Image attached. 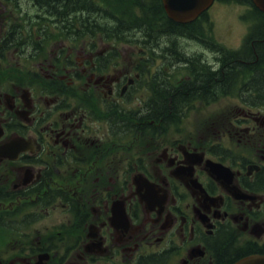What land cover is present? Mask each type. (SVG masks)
Wrapping results in <instances>:
<instances>
[{
	"label": "flooded vegetation",
	"instance_id": "obj_1",
	"mask_svg": "<svg viewBox=\"0 0 264 264\" xmlns=\"http://www.w3.org/2000/svg\"><path fill=\"white\" fill-rule=\"evenodd\" d=\"M182 28L177 41L202 51L162 47L180 78L155 85L148 50L123 65L113 45L84 42L70 0H0V264L264 255V64L239 60L260 69L239 81L256 95L235 99L216 150L177 125L184 98L215 104V73L229 86L231 61L209 46L208 19Z\"/></svg>",
	"mask_w": 264,
	"mask_h": 264
},
{
	"label": "rangeland",
	"instance_id": "obj_2",
	"mask_svg": "<svg viewBox=\"0 0 264 264\" xmlns=\"http://www.w3.org/2000/svg\"><path fill=\"white\" fill-rule=\"evenodd\" d=\"M103 4V6L107 5H114L112 3H116L117 0H97ZM124 4H129V2ZM126 6V5H123ZM251 8L240 5V4H227L222 2H217L215 7L208 13L209 20L213 25V34L215 39L224 45L226 48L231 49H238L245 39L246 33L249 30L250 24L243 16L250 13ZM160 34H157V37ZM161 35L158 37L159 44L170 43L171 46L175 47V38ZM167 37V38H166ZM131 42H113L116 44L119 52V58L121 64L126 63V59L131 54H140L142 53V49L144 47H148V43H146L141 36H134ZM84 42L88 44H97L99 46L102 44L105 46L108 41L101 35H96L94 37H87L85 38ZM81 44H78L80 46ZM197 44H191L188 46L191 50L197 49ZM177 48V47H176ZM123 49V50H122ZM128 49V50H127ZM159 50L155 54L156 62L155 65H159L162 63L163 59L162 54ZM166 53V52H165ZM151 54V52H150ZM147 56V54H144ZM167 56L172 58L169 54L166 53ZM201 104L196 103L195 107L197 110H192L186 113L185 120L183 121L182 125L185 126L186 133L193 131L199 138L200 141H212L217 140L219 138V131H224L228 128L230 122V116L233 114L235 109V103L232 99H223L215 107L211 106H202ZM220 108L218 112H222L220 114L213 115V110L216 108ZM214 130V133H209Z\"/></svg>",
	"mask_w": 264,
	"mask_h": 264
},
{
	"label": "trees",
	"instance_id": "obj_3",
	"mask_svg": "<svg viewBox=\"0 0 264 264\" xmlns=\"http://www.w3.org/2000/svg\"><path fill=\"white\" fill-rule=\"evenodd\" d=\"M135 7L134 11L139 9L140 13L138 15L134 14L132 12V9L128 10L127 13L129 16H116L110 15L112 17H116L118 23H117V30L116 35L122 36L124 41H127L128 39L125 37L126 35H123L129 28H136L140 33L144 34V36H147L148 40H151L152 42L158 43L157 34L153 33L156 29L159 31H163L165 33H169L167 35L169 36H176L178 33L181 32V25L178 23L173 22L172 20L166 18L161 0H150L149 2L147 0H135ZM224 1H235V2H244L243 0H224ZM70 10L71 11H79V12H86L89 16L94 13V11L98 12V6L92 3L90 0H72L70 3ZM132 12V13H131ZM136 13V12H135ZM258 14L264 17V14L258 11ZM87 26H89V23H86ZM91 27H94V22H91ZM116 27H106V29H102L105 32H113ZM151 33V34H150ZM110 34V33H108ZM264 33H262L263 35ZM234 54V53H231ZM234 55H240V54H234ZM230 75H232V71L230 72ZM215 79V86L216 89L220 88L221 90L224 89L222 86L218 87V81L222 80L221 72L215 73L214 76ZM206 85V84H203ZM191 94V93H189ZM185 97V96H184ZM187 97V96H186ZM176 102L172 101V104L167 101L165 103V107H167L169 110H175L172 109L170 106H176ZM189 104V99L184 98L182 101V106H187ZM160 108V107H159ZM158 107L155 108V111L159 110Z\"/></svg>",
	"mask_w": 264,
	"mask_h": 264
},
{
	"label": "water",
	"instance_id": "obj_4",
	"mask_svg": "<svg viewBox=\"0 0 264 264\" xmlns=\"http://www.w3.org/2000/svg\"><path fill=\"white\" fill-rule=\"evenodd\" d=\"M214 0H163L164 6L171 19L178 22H189L209 8ZM255 4L264 11V0H254ZM236 264H264V256H249Z\"/></svg>",
	"mask_w": 264,
	"mask_h": 264
},
{
	"label": "bare ground",
	"instance_id": "obj_5",
	"mask_svg": "<svg viewBox=\"0 0 264 264\" xmlns=\"http://www.w3.org/2000/svg\"><path fill=\"white\" fill-rule=\"evenodd\" d=\"M192 94V93H191ZM190 97V96H189ZM178 99V98H177ZM159 111V110H158ZM167 114V113H166Z\"/></svg>",
	"mask_w": 264,
	"mask_h": 264
}]
</instances>
